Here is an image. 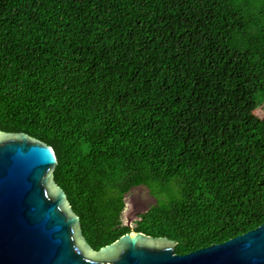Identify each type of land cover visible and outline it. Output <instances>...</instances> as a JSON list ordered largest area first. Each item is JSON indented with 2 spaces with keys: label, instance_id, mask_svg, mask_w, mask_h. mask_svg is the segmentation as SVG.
Wrapping results in <instances>:
<instances>
[{
  "label": "trees",
  "instance_id": "obj_1",
  "mask_svg": "<svg viewBox=\"0 0 264 264\" xmlns=\"http://www.w3.org/2000/svg\"><path fill=\"white\" fill-rule=\"evenodd\" d=\"M264 0H0V130L51 146L93 250L179 255L264 224ZM155 204L130 228L125 195Z\"/></svg>",
  "mask_w": 264,
  "mask_h": 264
},
{
  "label": "water",
  "instance_id": "obj_2",
  "mask_svg": "<svg viewBox=\"0 0 264 264\" xmlns=\"http://www.w3.org/2000/svg\"><path fill=\"white\" fill-rule=\"evenodd\" d=\"M57 163L46 143L0 130V264H264V224L185 255L174 240L136 231L95 251L54 180Z\"/></svg>",
  "mask_w": 264,
  "mask_h": 264
},
{
  "label": "rangeland",
  "instance_id": "obj_3",
  "mask_svg": "<svg viewBox=\"0 0 264 264\" xmlns=\"http://www.w3.org/2000/svg\"><path fill=\"white\" fill-rule=\"evenodd\" d=\"M258 98L260 100H263L264 97L263 95H259ZM255 114L258 115L260 118H263L264 117V107L263 106H260L256 111H255ZM143 194V197L142 199L145 200V202L147 203V205H144L145 209L147 207H150L152 206L153 204H155V198H153L152 196H150L148 190L146 188H143V187H139L137 189H133L131 190V192H129L127 194V197H126V206H125V209L122 213V221L124 224H127V223H130L131 227H134V223H135V220H133L134 217H132V212H133V202H132V196L133 195H139V194ZM149 194V196H148ZM149 197V198H148ZM131 217V219L129 220V218Z\"/></svg>",
  "mask_w": 264,
  "mask_h": 264
},
{
  "label": "flooded vegetation",
  "instance_id": "obj_4",
  "mask_svg": "<svg viewBox=\"0 0 264 264\" xmlns=\"http://www.w3.org/2000/svg\"><path fill=\"white\" fill-rule=\"evenodd\" d=\"M137 189V188H136ZM131 191V190H130ZM149 196V194H148ZM143 194H137V195H133L132 196V202H133V209H134V213H132V216L135 218L137 212H139L141 210V208L144 207V205H147V203L145 202V200L142 199ZM150 197V196H149ZM148 197V198H149ZM140 213V212H139Z\"/></svg>",
  "mask_w": 264,
  "mask_h": 264
}]
</instances>
